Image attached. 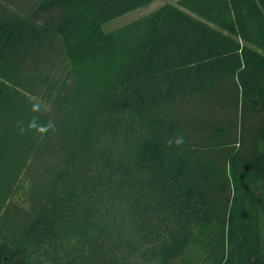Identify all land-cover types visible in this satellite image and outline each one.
<instances>
[{
	"label": "trees",
	"instance_id": "16d2710c",
	"mask_svg": "<svg viewBox=\"0 0 264 264\" xmlns=\"http://www.w3.org/2000/svg\"><path fill=\"white\" fill-rule=\"evenodd\" d=\"M0 0V264H264V0Z\"/></svg>",
	"mask_w": 264,
	"mask_h": 264
},
{
	"label": "rangeland",
	"instance_id": "374dc122",
	"mask_svg": "<svg viewBox=\"0 0 264 264\" xmlns=\"http://www.w3.org/2000/svg\"><path fill=\"white\" fill-rule=\"evenodd\" d=\"M177 0H154L149 5L139 8L137 10H134L126 15H123L113 21H110L104 25L105 31H112L115 30L133 20H136L140 17H143L159 8L164 6L165 4H175Z\"/></svg>",
	"mask_w": 264,
	"mask_h": 264
}]
</instances>
